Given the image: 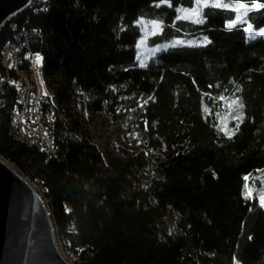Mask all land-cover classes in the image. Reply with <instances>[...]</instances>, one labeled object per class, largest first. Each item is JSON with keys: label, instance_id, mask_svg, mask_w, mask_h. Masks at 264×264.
Wrapping results in <instances>:
<instances>
[{"label": "trees", "instance_id": "1", "mask_svg": "<svg viewBox=\"0 0 264 264\" xmlns=\"http://www.w3.org/2000/svg\"><path fill=\"white\" fill-rule=\"evenodd\" d=\"M160 2L46 0L19 13L0 42L34 33L29 49L42 55L55 98L45 93L43 107L55 117L56 151L16 137L19 93L10 88L0 155L41 182L76 264H264V208L245 187L264 169V40L248 41L245 24L229 29L233 10L205 7L196 24L175 11L194 0ZM247 18L264 28V7ZM138 19L162 23L149 47L197 36L211 43L167 48L140 67ZM232 97L244 119L229 139L219 128ZM85 121L112 127L131 151L100 152Z\"/></svg>", "mask_w": 264, "mask_h": 264}, {"label": "water", "instance_id": "2", "mask_svg": "<svg viewBox=\"0 0 264 264\" xmlns=\"http://www.w3.org/2000/svg\"><path fill=\"white\" fill-rule=\"evenodd\" d=\"M33 0H0V29ZM43 196L0 157V264H69Z\"/></svg>", "mask_w": 264, "mask_h": 264}, {"label": "rangeland", "instance_id": "3", "mask_svg": "<svg viewBox=\"0 0 264 264\" xmlns=\"http://www.w3.org/2000/svg\"><path fill=\"white\" fill-rule=\"evenodd\" d=\"M42 2L46 1V0H40ZM212 0H209V3L211 4ZM221 3H226V4H230V5H238L240 4L239 2H234V1H230V0H220ZM34 2L31 3L30 7L28 9H31L32 8V4ZM166 3V2H165ZM167 5H169V3H166ZM257 4V3H254L252 5H245L246 8H251L252 11H255V10H258L260 8H255L254 5ZM155 6H161V2L160 3H155ZM197 5H196V2L194 0L193 2V7L192 8H184V7H177L176 8V12H177V17H183L186 15V13L183 11L184 9H193V8H196ZM205 7H209V6H203V4H201L200 6V9H201V12H202V9L205 8ZM217 8H221V9H230V10H233L232 7H228V8H225V7H217ZM235 11V10H233ZM244 9H241L239 13H237V11H235V20H236V17L237 15H241L242 16V19H243V22H238L236 23V25H239V24H245L246 27H245V31H247L248 34L250 33H257V32H262L264 31V28L262 29H259V30H255L253 29L252 27L249 28L250 23L248 21V14L252 11H248L246 15H244ZM21 13V12H20ZM19 14V13H18ZM14 15L12 16L7 22L5 25H3V27L1 28L0 30V33H2L3 31H5L7 28V26H10L11 30L12 31H16V29H13L14 27L12 26L14 22V19L17 17V15ZM197 17H190V18H187L189 20H193ZM199 18H202V16L200 15ZM184 19V18H182ZM204 20V23H205V19L202 18ZM138 21H143V23H138ZM152 20H148V19H138L136 21V25L139 27L140 29V33H141V36L144 35V40H145V43L143 45H141L140 47L136 46L137 47V54H136V59H137V56L138 54L142 53V55L140 56V59L138 60L137 59V62L138 64L140 65V62L141 60H143L144 62L147 61V58H151L153 56H156L158 55L157 54V51L155 53H153L152 49L154 48H158L160 47V45L158 47H149L147 46V39H149L150 37L158 34L157 32L160 31V29H157L152 23ZM157 22L160 26H161V29H162V23L158 22V21H155ZM202 23V24H204ZM197 24V23H196ZM159 30V31H158ZM161 32V31H160ZM159 32V33H160ZM152 33H156V34H152ZM18 35V36H16ZM15 35V38L13 39H7L6 41H4L3 43L0 42V46L3 48L6 44H8L9 42H12V41H15V39H19L20 36H23L22 34H16ZM264 36V35H263ZM205 37L204 36H197L195 38H192V39H187V40H183V39H174V40H171L169 42H165V44L163 45H169V44H172V42L174 41H182L183 43L180 44V45H177V46H188V42H193V46H199V45H203L202 44V41ZM142 39L139 40V42L137 43V45L140 43ZM162 45V46H163ZM170 48V47H168ZM30 51V49H29ZM161 51V50H160ZM148 59V60H149ZM148 62V61H147ZM147 64V63H145ZM40 66V70H35V71H30L29 72V78H26L25 80L27 81L28 83V90L29 92L31 93H36L37 90L39 89V93H40V97H41V91H42V94L44 95L45 93L50 95V93L52 94L50 96V99L52 102L55 103V98H54V94L53 92L50 91V88L47 86L46 84V80H45V77H44V74H43V71H42V64L40 62L39 64ZM2 97L7 101V91H3V93L1 94ZM233 99H236L235 97H232L231 100ZM5 101V103H6ZM4 103V105H5ZM230 103V101H229ZM229 103L227 104L226 106V109L225 111L223 112V115L221 117L222 121H221V127L226 124L227 125V128L229 130H233L230 126L231 123L234 124V126H236L238 120L234 119L235 115H236V112L235 111H232V109H230L229 107ZM37 104L39 105L40 104V99H37ZM3 105V107H4ZM1 107V109L3 108ZM43 112L45 113H49L48 111L46 110H42ZM83 127L86 128L87 130V135H88V138H89V141L94 144L98 150L102 153H105L107 150H109L113 155L117 156V157H122L123 154L119 151V150H116L115 148H112V146L114 147H117V148H123V149H127L128 151H131V149L127 146L126 142L122 139H115L113 137V128L108 126V127H101L99 125H97L96 123L94 122H90V121H85L83 123ZM54 132V130H53ZM110 139V140H109ZM106 140H109L110 143H106ZM24 143V142H23ZM26 144V143H24ZM27 146V145H26ZM29 147V146H28ZM13 168H17L16 165L14 163H9ZM24 176H28L26 174L23 173ZM30 177V176H29ZM250 179V178H249ZM247 187L248 189L250 190V192L252 193L254 190H256L257 193H259L260 195L258 196V201L260 202V205H261V197H264V169L260 172V173H257V175H255L253 177V181L252 182H248L247 184ZM253 194V193H252ZM264 208V207H263ZM57 236H60L58 235L57 231H56V234ZM75 262V260H74ZM76 264V263H74Z\"/></svg>", "mask_w": 264, "mask_h": 264}, {"label": "built area", "instance_id": "4", "mask_svg": "<svg viewBox=\"0 0 264 264\" xmlns=\"http://www.w3.org/2000/svg\"><path fill=\"white\" fill-rule=\"evenodd\" d=\"M32 2H40V0H33ZM45 10L46 8H44ZM33 34L32 31L23 28V36L9 42L8 47H5L4 63L0 68V91H9L10 88H13L19 93L18 102L13 109V123L16 127V137L28 139V144H39L42 150L47 154H51L56 151L54 137H49V130H54V114L49 112V125H42L41 111L44 110L45 96L41 91L40 110H33L32 93H26L25 86V79L29 78V74L24 70V64H29V71H35V58L37 55L42 58V55L38 52L27 51V54H24L22 57H15V49H17L18 45L31 41ZM14 169L41 195V186L30 182L18 168ZM55 242L62 257L69 264H74V255L66 244V239L55 235Z\"/></svg>", "mask_w": 264, "mask_h": 264}, {"label": "snow or ice", "instance_id": "5", "mask_svg": "<svg viewBox=\"0 0 264 264\" xmlns=\"http://www.w3.org/2000/svg\"><path fill=\"white\" fill-rule=\"evenodd\" d=\"M161 2H167V0H161ZM195 2H196V5H197L196 8H193L191 10L184 9L183 11L186 13V15L183 16V17H179L178 16L177 19H182V18L187 19V18H190V17L194 16V17H197V18L192 20L193 23H197V24L204 23V20L202 18H199L200 15H201V9H200L201 4H203V6H211V7H225V8L232 7L233 10L237 11V13H239L241 9H244L245 10L244 11V15H246L248 11H252L251 8H246L243 3H240L238 5H230V4H226V3H221L220 0H212L211 4L209 3V0H195ZM254 7L255 8H260V7H264V5L255 4ZM238 22H243V19H242L241 15H237L236 20H234L232 23H230L228 25V28L231 29ZM138 23L142 24L143 21H138ZM151 23L157 29H161V26L157 22L152 21ZM250 27L251 26H249V28ZM152 34L154 35L156 33H152ZM261 35H264V31L257 32V33L254 34V36H261ZM144 43H145V40L142 39L137 46L140 47ZM182 43H183L182 41L177 40V41L172 42V44L163 45V46H160L158 48H154V49H152V51H153V53H155L156 51H159L161 49H167L168 47H175V46L180 45ZM208 43H211V41H209L208 38L205 37L203 39V41H202V44L206 45ZM188 46H193V42H191V41L188 42ZM141 55H142V53L138 54V56H137L138 60L140 59ZM35 59H36L37 65H39L41 60H42V58L39 55H37ZM140 67H146V64H145V62L143 60H141V62H140ZM205 95H207V94H205ZM149 99H151V97H149ZM229 107H230V109H232V111L236 112V115H235L234 119L242 122L244 117H243V113L240 112L239 109H242L244 107V105L239 101V99L237 98V99L231 100L230 103H229ZM239 126H240L239 123H237L236 126H235V130H229L227 128V125L224 124L222 127L219 128V131L225 132V134L228 136V138L231 139L232 136L235 135V131L239 129ZM247 179H248V177L246 176L245 180H247ZM245 187H247V185ZM248 194L251 195L250 192ZM261 206L264 207V197H261ZM250 239H251V237H250Z\"/></svg>", "mask_w": 264, "mask_h": 264}, {"label": "bare ground", "instance_id": "6", "mask_svg": "<svg viewBox=\"0 0 264 264\" xmlns=\"http://www.w3.org/2000/svg\"><path fill=\"white\" fill-rule=\"evenodd\" d=\"M32 3V2H31ZM31 5V4H30ZM30 7V6H29ZM28 7V8H29ZM27 8V9H28ZM25 9V10H27ZM24 10V11H25ZM23 12V11H22ZM20 13V12H19ZM18 14V13H17ZM16 15V14H15ZM14 16V15H13ZM11 18V17H10ZM9 18V19H10ZM8 19V20H9ZM7 20V21H8ZM6 24V23H5ZM4 24V25H5ZM3 27V26H2ZM1 30V29H0ZM23 35V33H22ZM9 44V43H8ZM8 44H6L3 48L0 46V68H1V65H3L4 63V53H5V47H8ZM29 48H30V44H29V41H27V43H20L17 47V49H15V57H22L24 54H27V51H29ZM35 70H40V66L37 65L36 63V67H35ZM25 86H26V93H31L29 92L28 90V83L27 81L25 80ZM39 89L37 90L36 93H32V98H33V110H40V104L38 105L37 104V99H40V93H39ZM3 91H0V108L3 107L4 103H5V99L2 97V94ZM41 124L42 125H49V113H45L43 111H41ZM49 137H54V132L53 130H49ZM18 139L24 143H26L27 146H33L34 144H28V139H25L23 137H18ZM0 157H2L0 155ZM4 160H6L8 163H11L10 161H8L7 159L4 158ZM11 166V165H10ZM12 167V166H11ZM26 178L28 180H30V182H33L34 185H38V186H41V193L43 192V186L41 184V182L37 179V177H29V176H26ZM42 196V195H41ZM75 263V262H74Z\"/></svg>", "mask_w": 264, "mask_h": 264}, {"label": "crops", "instance_id": "7", "mask_svg": "<svg viewBox=\"0 0 264 264\" xmlns=\"http://www.w3.org/2000/svg\"><path fill=\"white\" fill-rule=\"evenodd\" d=\"M161 6H166V7H168L169 5H167L165 2H161ZM176 10V9H175ZM176 14H177V12H176ZM184 20H188V21H190V22H192V20H189V19H184ZM159 31V30H158ZM160 31H161V29H160ZM159 31V32H160ZM159 32H157V33H159ZM254 34L255 33H250V34H248L247 33V31H246V35H247V40L248 41H254V40H257V39H263L264 40V36L263 35H261V36H254ZM254 37V38H253ZM144 38V35L143 36H141V38L140 39H143ZM139 39V40H140ZM139 40L137 41V43L139 42ZM147 41H148V39H147ZM137 43H136V46H137ZM163 44H165V43H161V44H158V45H156V46H154V47H158L159 45L160 46H162ZM148 46V45H147ZM151 48V47H150ZM136 50H137V47H136ZM166 49H161V51L159 50V51H157V54H160L161 52H163V51H165ZM148 59L149 58H147V61H148ZM147 61L145 62V63H147ZM139 62V61H138Z\"/></svg>", "mask_w": 264, "mask_h": 264}]
</instances>
